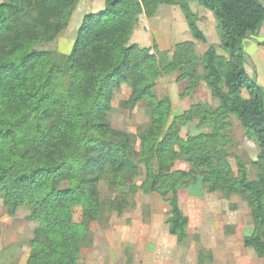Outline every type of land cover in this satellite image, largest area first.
<instances>
[{"label":"trees","instance_id":"trees-1","mask_svg":"<svg viewBox=\"0 0 264 264\" xmlns=\"http://www.w3.org/2000/svg\"><path fill=\"white\" fill-rule=\"evenodd\" d=\"M77 1L0 3V198L10 216L27 206V220L37 225L24 264H81V250L92 244L91 224L111 213L121 216L139 191L157 194L167 205L168 233L182 244L189 220L179 192L198 180L208 192L248 196L253 228L243 245L264 258V88L250 78L242 48L264 26L263 1L105 0L101 12L83 18L66 66L58 67L50 53L33 48L56 39ZM189 1L213 14L219 38L218 48L210 46L200 60L202 75L188 76L189 89L204 83L219 106L212 112L192 106L168 125L169 100L155 90L162 70L147 49L129 40L139 15L151 17L166 5L178 7L192 37L205 42ZM175 51L171 67L197 61L192 43ZM123 85L130 89L125 106H142L150 118L138 151L133 137L109 122L112 99ZM197 117L211 132L181 138L179 128ZM231 118L257 145L252 180L239 158L236 178L226 163ZM176 147L188 170L174 169ZM101 183L112 198L100 197Z\"/></svg>","mask_w":264,"mask_h":264},{"label":"rangeland","instance_id":"rangeland-1","mask_svg":"<svg viewBox=\"0 0 264 264\" xmlns=\"http://www.w3.org/2000/svg\"><path fill=\"white\" fill-rule=\"evenodd\" d=\"M5 1L0 0V3ZM261 1L264 4V0ZM104 2L105 0H78L67 27L56 39L37 45L33 50L48 52L54 65L66 66L71 46L83 18L101 12L104 9ZM188 4L190 12L195 16L196 25L199 19L198 7L212 16L204 18L200 29L198 27L204 35L205 42H198L192 37L187 22L178 7L166 5H160L151 17L145 14L139 15L129 40L131 45L147 49L149 54L156 58L162 70L155 90L159 98L166 97L169 100L168 125L175 117L182 115L192 106L199 105L207 112H212L219 106V102L211 97L204 83L201 82L196 88L189 89L188 76L193 73L202 75L200 60L210 46L218 48L219 38L217 22L213 14L194 1H189ZM175 10L181 13L186 29L182 31L179 28L183 34L174 40L172 47L165 51L159 50L154 37L147 34L146 26L155 32H160L163 34L162 38L165 41L168 40L167 18H170ZM245 40L248 41H244L242 48L247 58L248 74L254 82L264 88V26ZM183 43L194 45L197 61L188 66H169L174 61L176 47ZM248 45L253 46L250 49ZM218 53L225 56L220 51ZM129 94L130 89L125 85L115 93L111 102L109 122L113 129L131 135L133 147L135 151H138L139 135L149 128L150 118L142 106L133 108L125 106ZM243 97L247 98V94L243 93ZM210 132L211 129L201 124L198 117L194 118L188 126L180 127L178 130L181 138L187 135L195 137ZM226 132L230 139L226 146L229 153L226 163L233 178H236L238 174L236 158H239L245 164L249 179H254L258 173L254 165L258 152L256 143L245 136L243 129L233 118H231V127ZM176 151L178 157L174 169L188 170L191 165L185 160V155L177 147ZM143 179L144 171L141 167L137 183L140 184ZM99 191L102 199L113 197L110 188L104 183H101ZM179 196L181 208L190 221L186 246L189 247L199 242L201 247L209 245L214 248L213 259L211 251L200 250L197 256L198 264H264V258L256 257L251 249L243 245L245 237L251 233L253 228L248 196L242 193L225 195L221 191L208 192L200 180L195 187L181 190ZM130 202L131 205L121 216L111 213L107 221L91 224L90 232L93 240L90 247L81 250V264H142V246L154 240L152 236L155 232L158 237L157 242L162 245V248L159 252H155L153 248L149 251L154 255L150 261L153 260L156 264L158 262L159 264H177L175 261L178 253L176 239L162 231L166 225L164 210L168 209L167 205L157 194H147L143 191L130 197ZM153 212H155L154 216ZM28 215V207L24 206L10 216L0 198V264L25 263L30 253V242L37 227L35 223L27 220ZM80 215V210L76 209L74 221L79 222ZM156 216L159 217V222L155 221ZM151 227H160V230L155 231L151 236ZM222 245L227 246L223 251L221 250ZM170 248H175L172 254H170L172 252Z\"/></svg>","mask_w":264,"mask_h":264},{"label":"crops","instance_id":"crops-1","mask_svg":"<svg viewBox=\"0 0 264 264\" xmlns=\"http://www.w3.org/2000/svg\"><path fill=\"white\" fill-rule=\"evenodd\" d=\"M198 9H199V12H198L199 13V19H197V27H199V29H200V25L203 24L202 23L203 19L209 18L212 16L208 12H205L204 10H202L201 8L198 7ZM181 17L182 16H181V13L179 12V10H175V12H173V15H171L170 18L169 17L167 18V24H169V38L166 41L164 40V38H162L163 34H160V32H155L152 29L147 28L148 26H146L147 34L149 36L154 37V39L156 40V43L158 45L159 50L165 51V50L169 49L170 47L173 46L174 40L179 38V36H182V34H183L182 31L186 29V26H185V23ZM179 28H181V30L182 29L183 30L180 31ZM244 41H248V40H244ZM244 41L242 42V45H243ZM145 45L146 44H144V46ZM248 46L251 49L253 45L252 46L248 45ZM179 206H180L182 213L188 218V216L186 215L184 210L181 208L180 196H179ZM154 214H155V212H153V216H154ZM158 219H159V217L156 216L155 221H157ZM188 220H189V218H188ZM158 222H159V220H158ZM189 224H190V221L188 223V227H189ZM188 227H187V229H188ZM157 230H160V227H151L150 228V232L152 233L151 236ZM162 231H165L166 235H169L167 225L164 226ZM186 234H187V232H186ZM152 237L154 239L152 242L145 243L142 246L143 247L142 248V251H143L142 252V264H156V263H154L153 260L150 261L151 259H153L154 255L150 254L149 251L152 250V248H153V250H155V252L156 251L159 252L162 248V245L157 242L158 237L156 236V232H155L154 236H152ZM201 246L202 245L199 242H196L195 244L190 245L189 247L186 246L185 242L182 244L176 243V249H177L178 253L176 254L175 261L177 262V264H188L190 262H191V264H198V258H197L198 252L202 249H205L207 251H211V258H212L214 255V253H213L214 248L212 246H209V245H205L203 247H201ZM224 248L226 249L227 246L222 245L221 250L223 251ZM170 249H171L170 251H172L170 254H172L173 250L175 248H170ZM211 261H213V260H211ZM158 264H159V262H158Z\"/></svg>","mask_w":264,"mask_h":264},{"label":"built area","instance_id":"built-area-1","mask_svg":"<svg viewBox=\"0 0 264 264\" xmlns=\"http://www.w3.org/2000/svg\"><path fill=\"white\" fill-rule=\"evenodd\" d=\"M165 211V213L167 212V210H164Z\"/></svg>","mask_w":264,"mask_h":264}]
</instances>
